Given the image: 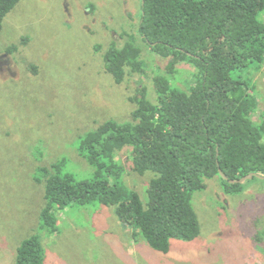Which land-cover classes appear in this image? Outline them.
I'll return each mask as SVG.
<instances>
[{"label": "rangeland", "instance_id": "obj_1", "mask_svg": "<svg viewBox=\"0 0 264 264\" xmlns=\"http://www.w3.org/2000/svg\"><path fill=\"white\" fill-rule=\"evenodd\" d=\"M143 0H21L0 32V264H15L21 243L42 237L44 264H264V179L245 183L227 195L221 180L206 181L194 195L201 235L173 240L168 254L151 248L124 226L113 207L73 205L58 214L59 232L42 229L46 184L39 167L63 159L78 180L95 169L79 152V141L108 120H132L133 98L145 86L156 101L153 78L169 59L154 54L141 33ZM264 21V14L262 15ZM134 36L148 68L117 84L104 63L110 45ZM196 69L180 64L171 77L188 90ZM264 110V64L240 73ZM130 150L118 154L126 184L148 202L153 174L140 176L130 166Z\"/></svg>", "mask_w": 264, "mask_h": 264}, {"label": "trees", "instance_id": "obj_2", "mask_svg": "<svg viewBox=\"0 0 264 264\" xmlns=\"http://www.w3.org/2000/svg\"><path fill=\"white\" fill-rule=\"evenodd\" d=\"M21 0H0V32ZM141 33L154 54L169 59L164 74L153 78L156 101L143 86L133 98L132 120H108L79 141V152L95 169L78 180L63 159L39 167L36 181L46 184L42 229L59 232L58 214L73 205L113 207L119 221L154 250L168 254L173 240L201 235L194 195L206 181L219 178L227 195L244 191L230 183L256 173L264 176V110L241 72L264 64V0H143ZM105 68L117 84L127 75L147 73L134 36L110 45ZM180 64L196 69L188 90L171 77ZM130 150V166L140 176L153 174L148 202L125 182L118 154ZM221 171L229 180L222 177ZM15 264H44L40 235L26 238Z\"/></svg>", "mask_w": 264, "mask_h": 264}, {"label": "water", "instance_id": "obj_3", "mask_svg": "<svg viewBox=\"0 0 264 264\" xmlns=\"http://www.w3.org/2000/svg\"><path fill=\"white\" fill-rule=\"evenodd\" d=\"M221 175L223 178H225L226 180H229L228 177L226 176V174H224L222 171H221ZM254 178H260V179H264V176L263 175H260V174H256V173H251L245 177H243L242 179H240L239 181H233L231 180L230 183H239V184H243L245 183L246 181L248 180H252Z\"/></svg>", "mask_w": 264, "mask_h": 264}]
</instances>
